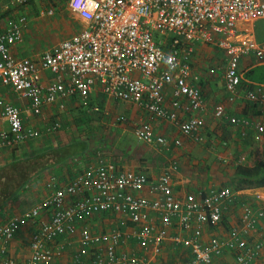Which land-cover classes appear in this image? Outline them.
<instances>
[{
    "label": "built area",
    "instance_id": "built-area-1",
    "mask_svg": "<svg viewBox=\"0 0 264 264\" xmlns=\"http://www.w3.org/2000/svg\"><path fill=\"white\" fill-rule=\"evenodd\" d=\"M27 0H11L22 4ZM41 1V0H38ZM69 8L84 21L80 31L62 39L34 59L16 57L12 46L23 40L27 16L13 18L0 31V83L29 99L35 115H44L45 103L79 95L87 102L94 92L115 99L134 102L157 117L172 121L182 133L194 141L204 138V92L199 73L194 70L192 55L198 43L217 45L226 54L223 68L211 67L208 76L218 77V91L237 93L243 79L240 61L251 53L264 62V40L258 42L245 25L264 19V0H68ZM52 12V11H50ZM56 75L44 82L41 70ZM173 86V96L166 101L165 87ZM261 91V88H259ZM248 96L257 100L250 91ZM166 102L169 106H166ZM189 113L182 118L180 111ZM214 116L227 119L232 125L252 126L264 133V124L229 115L222 103L213 109ZM0 119L8 123L0 130V153L24 141L54 133L61 122L53 121L44 128H25L19 108L4 103ZM118 123L128 116H116ZM134 134L141 140L168 146L167 136L149 121L134 125ZM181 135V136H182ZM183 137V136H182ZM181 147L183 139L175 138ZM153 181L141 171L117 167L107 161L91 165L63 187L55 188L32 207L0 223V255L20 227L33 221L29 264L53 261L55 240L78 230L82 216L95 212L129 214L132 221L148 220L149 212H159L160 222H144L135 229L144 249L159 253L170 236V228L179 224L191 229L192 236L174 237L190 247L193 258L187 264H213L224 247L233 249L235 261L230 264H251L261 251V243H248L242 238V228L233 227L230 236L201 241L203 228L227 219L237 191L232 187L211 189L198 199H180L172 186L171 168ZM154 186L159 197L148 199L137 192ZM264 202V191L258 194ZM264 208L254 210L245 205L242 225L255 228ZM120 232L92 233L88 225L80 228L84 245L103 242L104 251L94 253V264H153L150 258L134 253H118ZM91 257L83 248L68 264H88ZM3 264V263H0Z\"/></svg>",
    "mask_w": 264,
    "mask_h": 264
},
{
    "label": "crops",
    "instance_id": "crops-1",
    "mask_svg": "<svg viewBox=\"0 0 264 264\" xmlns=\"http://www.w3.org/2000/svg\"><path fill=\"white\" fill-rule=\"evenodd\" d=\"M32 1L37 6V10L39 9L40 11L41 1ZM25 3H27V1ZM27 8L28 7L25 9ZM50 11L53 12V8L48 10V13H51ZM24 15L26 14L24 13ZM77 17L79 18L80 25L79 27L77 26V28H72L71 32L73 34L80 31L84 26L83 19H81L78 15ZM258 20L245 25V27L253 32L256 41L261 42L264 40V30H260L261 32L257 31L256 22ZM28 22L27 17L26 25L23 29V43L24 33ZM32 25H35V22H30L29 28ZM4 29L5 28H1L0 31H3ZM64 32L65 31H62L60 33L58 31L57 34L46 43L30 45V47L28 44L21 45L22 42L18 43L12 46V53L16 57L22 56L37 59L46 49L55 45L62 39L73 35L71 34L65 37ZM50 43V46H46ZM208 45L209 44L207 43H198L192 55L194 70L200 74L199 77L202 81L201 86L204 92L205 104L204 109L200 113L206 123L204 141L209 145L208 151L214 152L215 145L213 143L215 142L216 144V141L213 138H207L208 128L210 129L209 121L213 119V121H217L218 124H223L225 122L228 124L231 130L230 136L233 141H230L227 138H218L219 141L217 142V146L219 145V149H222L221 151H223L218 155V158L220 161L233 164L236 175V169L238 166H255L256 164H264V133L257 137L259 131L254 127V125L234 126L230 124L227 119L216 118L213 114V109L217 103H222L225 105L229 115L247 118L255 123L260 122L261 124H264V82L252 79L251 75H254V73H251V75L248 76L251 70L264 62H260L253 53L243 56L240 61L243 79L239 85L240 87L237 93L230 96L228 92L217 90L218 83H216V81L218 77L208 76L207 74L209 73L208 69L211 67L223 68L225 66L226 54L222 48L219 49V52L210 49V59H212L215 63L209 66L204 65V67L198 65L199 54L202 53V49L203 51L206 48L208 49ZM220 50H222V52H220ZM41 71L44 82L56 79V75L50 71L46 69H42ZM259 88H261V91ZM250 91L257 95V100L251 99L248 96ZM165 93L166 101L168 102V100L173 96V86L170 84L166 85ZM89 101H91V104L87 105V102ZM116 101H118V99L108 96L101 91L94 92L87 102H84V99L77 95L62 100L59 99L52 103H45L43 107L44 115L40 116L35 115L32 112L29 99L15 92L11 86L0 83V111L4 103H10L19 108L25 128L40 127L42 129L48 124H53V121L55 120L61 122V127L54 133L43 134L36 139L24 141L18 146L6 149L0 153V165L16 158L37 155L48 151H56L57 153L72 152V155H69L60 162L48 167L36 175L17 194H15L13 198L0 208V223L6 221L7 218L32 207L42 198L50 194V192H52L55 188L65 186L76 175L82 173L91 165L96 166L100 161L111 162L117 167H124L146 173L152 182L156 181L160 175L164 174L166 169L171 167L169 165L175 161L176 166L171 168L170 171L172 186L174 188L175 196L183 200L189 198L198 199L200 194L206 193L211 189L221 188H211L208 185L206 178L208 171H205V180H196L197 175L195 170L192 171V168L186 165L187 159L190 157L189 155L192 156L191 152L185 151V153H187H182L183 155L180 156V153L177 151V149L184 146V137L188 138V136L182 135L178 127L172 121L159 118L155 114L147 111L143 106L137 105L131 101L121 100L125 102V106L122 111H113L112 106L115 105ZM104 102L106 103V107L108 109L110 108L112 112H118L117 115L125 114L128 116L127 122L119 123L123 124L124 128L120 129V136L118 140L121 139V141L123 140L124 142H127V145L124 146L125 150L119 151L122 153L121 156H117L118 153L115 150H112L111 153L106 152L108 149L106 146L103 150H95L90 143L91 139L88 138L87 140L83 139L81 141H68L67 138L71 133H74V130L72 131L71 129V133H65V131H63L64 121L59 117V115L61 114L63 118V112L65 109L67 112L73 109L78 110L84 106L83 111L88 112L86 114H90V111H93L91 108L92 105H99ZM167 102L166 106H169V103ZM180 116L182 118H187L189 117V113L182 110L180 111ZM88 118L91 117L89 116ZM141 121H149L162 131L168 138V146L162 147L139 139L134 134L133 129L134 125ZM64 128H66V125ZM7 129V121L0 119V130ZM88 135H90V133H88ZM178 137L183 139V145L181 147L175 146L174 142H172ZM134 139L141 144L145 152H152L145 153L143 151V154H140L142 151L139 150V148L134 149L130 145L133 142L131 140ZM131 155L134 156V158H132L133 160L130 159ZM184 156H186V159L182 158ZM87 157L89 160L84 161ZM238 178L239 177H237V179ZM234 189L237 191V196L235 202L231 205L229 211L227 212V219L217 225H206L203 228L200 239L202 242L208 243L212 239L227 238L230 236L231 228L240 227L242 228V238L245 241L248 243L260 242L262 246L259 255L255 257L251 264H264V215L258 218L259 222L255 228L242 225V213L245 205H249L254 210L264 208V202L258 197V194L264 191V186L257 187L246 185L242 188L234 187ZM137 194L148 199H154L160 195L159 191H157L154 186H146L142 190L138 191ZM148 212L150 218L139 223L132 221L129 214L114 211L95 212L82 216L79 219L78 230L76 233L62 235L50 244L54 249L55 257L53 261L44 264H68L72 257L83 248H86L89 251V256L91 257L88 264H94L91 261L94 253L104 251L106 244L98 242L84 245L81 241L80 228L85 224L88 225L92 233L96 234L109 233L114 230H118L121 233L118 243V253H134L139 256L150 258L153 264H187L188 261L193 258L192 250L182 242L176 241L174 237L177 235L182 237L192 236V230L184 229L179 224L170 228V236L161 245L159 253H154L152 248L147 250L141 246L138 238L135 236V229L138 228V225H141L144 222H156L158 224L160 222L159 212L153 210ZM35 226L36 224L33 221H29L20 227L19 231L9 242L5 254L0 255V263L29 264L31 255V234ZM234 252L235 251L233 249L224 247L222 252L215 257L213 264L234 263Z\"/></svg>",
    "mask_w": 264,
    "mask_h": 264
},
{
    "label": "rangeland",
    "instance_id": "rangeland-1",
    "mask_svg": "<svg viewBox=\"0 0 264 264\" xmlns=\"http://www.w3.org/2000/svg\"><path fill=\"white\" fill-rule=\"evenodd\" d=\"M26 7L28 8L25 9ZM52 8L53 12L48 13V10ZM24 13L27 15L29 22L24 33V43L22 42L21 45L28 44L29 47L30 45L46 43L54 37L58 31L60 33L65 31L64 34L65 37H67L73 34L71 32L72 28H77V26L79 27L80 25L79 18L76 13L68 7L67 0H41L40 11L39 9L37 10V6L32 0H27V3L22 4L12 3L11 0H2L0 2V30L1 28H6L8 23L13 18ZM30 22H35V25H32L29 28ZM256 28L258 32L264 30V19H260L256 22ZM51 43L46 46H50ZM209 45L207 46L208 49H204V51L208 52H204L202 49V53L199 54L198 57V65H201L202 67H204V65L209 66L215 63L212 59H210V49L216 52H219L220 49L217 45ZM220 52H222V50H220ZM89 104H91V101L87 102V105ZM124 106L125 102L118 99L112 108L113 111H122ZM83 108L84 106L78 110L73 109L67 112L65 109L63 112V118L61 114L59 115V117L64 121L63 131H65V133H71V129L72 131L74 130V133H71L67 138L68 141H81L83 139L87 140L88 138L91 139L90 143L95 150H103L106 146L108 148L106 152L111 153L112 150H115L118 153L117 156H121L122 153L119 151L125 150L124 146L127 145V142H124L123 140L121 141V139L118 140L120 136L119 131L121 128H124L123 124H119L115 121V116L118 112H112L110 108L108 109L105 102L99 105H92L91 108L93 111H90V114H86L88 112H84ZM89 116L91 118H88ZM209 122L210 129L208 128L207 138H213L216 141V144L215 142H211L215 145V153L208 151L209 145L208 143H205V138L201 141H194L190 137H184L185 144L182 148L177 149V151L180 153V156L183 155L182 153H185V151L191 152L192 156L189 155L190 157L187 159L186 165L191 167L192 171L195 170L197 175L196 180H205V171H208L206 178L208 185L211 188H236L239 178L237 179L238 176L235 175L234 165L228 162L220 161L218 158V155L223 152L221 151L222 149H219V145L217 146V142L219 141L218 138H227L230 141H233L230 136L231 130L226 122L218 124V122L215 120L213 121V119ZM65 125L66 128H64ZM88 133H90L91 136L88 135ZM131 141H133L130 144L132 148H139V150L142 151L140 154H143L144 150L141 144H139L135 139ZM132 158H134L133 155L130 156V159ZM182 158L186 159V156ZM87 160H89L88 157L84 161Z\"/></svg>",
    "mask_w": 264,
    "mask_h": 264
},
{
    "label": "trees",
    "instance_id": "trees-1",
    "mask_svg": "<svg viewBox=\"0 0 264 264\" xmlns=\"http://www.w3.org/2000/svg\"><path fill=\"white\" fill-rule=\"evenodd\" d=\"M254 73V75H251ZM252 79L264 82V63L251 70L248 76ZM72 152L57 153L48 151L37 155H29L16 158L0 165V208L14 197L36 175L48 167L55 165ZM236 175L239 177L237 188L246 185L264 186V164L255 166H238Z\"/></svg>",
    "mask_w": 264,
    "mask_h": 264
},
{
    "label": "water",
    "instance_id": "water-1",
    "mask_svg": "<svg viewBox=\"0 0 264 264\" xmlns=\"http://www.w3.org/2000/svg\"><path fill=\"white\" fill-rule=\"evenodd\" d=\"M2 0H0V2H1Z\"/></svg>",
    "mask_w": 264,
    "mask_h": 264
}]
</instances>
